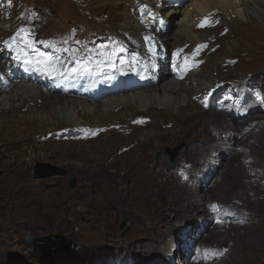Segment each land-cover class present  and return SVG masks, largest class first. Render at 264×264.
Here are the masks:
<instances>
[{"label": "rangeland", "instance_id": "obj_1", "mask_svg": "<svg viewBox=\"0 0 264 264\" xmlns=\"http://www.w3.org/2000/svg\"><path fill=\"white\" fill-rule=\"evenodd\" d=\"M56 1L0 0V42L7 40L5 42L7 48L10 43H14L13 46L18 45L20 50H22L17 51L19 53H23L29 47L28 50H32L39 57H43L46 54L50 55L51 49L45 50L42 47V43L54 46L55 38L47 39L46 34L40 32L52 27L51 25L54 26L55 30L60 29L61 25L57 23L58 20L55 14L63 12L68 14V19L62 25L73 26L81 23L85 28H91L94 31L95 35L93 36H96L95 39L89 40L85 45L86 49L89 50L86 51V55L91 51L100 55V49H98L101 47L100 44L112 41L110 38L112 36L111 31L115 30L119 25H124L125 16L129 14L137 19V21H127L132 28H139L146 25L147 22L153 28V26H159L161 21L165 28L166 37H170L172 40L176 41L175 35H178L183 30L186 34L185 40H211L214 44L223 45L220 51L214 53L219 56V60L224 56L234 57L238 55V52L247 51L246 55L233 60L230 66H228L229 62L226 60L222 62L219 68L216 66L209 68L205 64L202 70L204 76L199 78L194 74L191 75V79L198 82L193 86L195 92L203 91L207 87L215 89L217 82L224 80L220 83L226 82L224 88L227 91V97L224 103L226 108L230 110V117L235 119L238 124L241 123L239 122L240 120L244 119L242 114L245 113V109L242 106L248 105L247 111L251 113L247 117L245 130L247 131L249 149L248 147H243L242 149V142L237 148V139L219 136L217 139L218 144L221 147L231 146L229 151L233 148L234 154L231 156L224 153V159L226 158V160L222 161L220 153L210 149V152L205 157L206 162L202 163V165H212L210 166L212 170V174H209L210 176L200 173L192 179H176L183 185L191 183L186 188L187 190H180L179 193L181 195L186 194V191L188 194L179 199L178 205L167 201L162 203L156 201V207L153 206L146 209L142 203H133L131 205L126 202L127 205L122 207L119 205V208L108 212L101 207V204L104 205V188H101V185L104 186V180H106L104 174L85 173L87 166L90 165H86L81 160L77 161L78 159L72 160L70 156L66 158L63 156H48L47 152H45V147L57 150L58 146L56 145L59 142L57 138H60L61 134L72 136L73 133L61 131L52 134L49 137V139L51 138L50 140H48L47 135L44 136L47 139L43 138L45 132L42 133L40 131L41 126L52 123L53 119L50 114L36 111L34 115L41 117L39 123L20 126L27 130V134L33 133L34 136L31 141H25L24 145H22L25 151L19 174L15 177L0 178V264H190L194 257L198 264H247L240 246L242 243H254V247H259L261 252L256 258L257 261L253 264H264V3L249 0L238 7L241 8L240 13L233 10L242 22V26L238 28L235 25L222 24L214 17L211 18L215 16L211 14L209 21L215 25L212 30L195 32L193 27L199 22L198 15L195 16L196 20L191 22V30L189 27L184 28L179 25L181 11H184L192 0H154L153 3L148 0ZM220 1L208 0L210 8L219 6ZM176 10L180 11V13H172V11L175 12ZM36 14L42 16V19ZM225 29L227 33H223ZM29 32H32V35H29ZM32 36L34 38L39 36V44L32 45L35 43ZM214 38L216 39L215 42L213 41ZM151 41L153 42L154 39H151ZM175 41L172 46L182 44H175ZM62 48L63 46L58 47V49ZM100 56L103 57L104 53ZM211 56L209 55L207 59L211 58ZM10 60L6 59V55L0 53V72L2 67L6 68V66L9 67L13 64ZM123 62H125L123 59L119 60L120 64ZM26 69L30 68L26 66ZM35 84L39 85L37 82ZM232 84L234 87L236 86V90H232ZM29 87L32 88L33 86L29 85ZM245 88L249 89H247L249 91L248 98ZM152 94L153 100L157 102L161 101V103L171 105V107H174L172 105L176 103L173 95H166L161 99L158 91L153 90ZM131 95L134 97L140 94ZM132 96H127L126 98L131 99L133 98ZM181 96L182 98L188 97L185 92ZM5 97L6 95L4 94L0 99L2 106L6 109L11 106L20 107L24 104V100H21V98L16 97L13 102L6 100ZM122 97L125 96L122 95L116 98L120 100ZM61 98L66 100L72 97L64 98L56 93L53 95L55 102ZM140 100L141 107L145 109L149 101L142 98ZM101 101L102 105H104V99ZM222 102L223 100H219L218 103ZM87 103L95 102L87 101ZM95 104L99 105L98 102ZM100 107L102 108L103 106ZM52 111L54 113L57 112V119L60 122L72 123L74 122L73 118L76 117L65 102L56 104ZM80 120L87 125L104 121V119L99 117L80 118ZM33 129L36 130L33 131ZM175 130H178V128H175ZM12 137L14 136L12 135ZM42 145L43 148L40 147ZM167 149H182L181 154L183 156L187 151V146L185 142H174L166 145V147L162 146L159 151H154L152 154L154 161L162 162L164 168L167 171H171L181 164L182 156L180 155L176 166L168 168V164H172L175 160V153L167 154ZM239 153L242 155L240 156ZM166 154L168 156L166 157L167 159L164 158ZM231 158L234 159L231 160ZM38 162H47L64 169L67 171V175L36 179L34 178V167ZM238 175L239 177H237ZM71 177L76 179L75 188L70 185ZM120 180L123 179L117 178L116 182H113L119 186ZM107 181L112 180L107 179ZM24 184L28 186L24 187L26 190L24 191L25 195L22 196L20 194V198L24 204L23 208L27 209V213L21 212L20 214L17 212L19 209L9 206L13 201L20 202L19 197L15 194L6 196L5 192L10 187H21ZM184 190L185 192H183ZM191 191L198 192L200 196L207 195L208 198H213L211 200L212 207L218 208L220 212L216 211L217 214H210L204 218L199 217L197 212H193L192 217L185 216L186 205L184 208L182 207L183 210L181 211H179L178 206L189 202V192ZM116 195L113 196L115 197ZM158 195L160 194L156 193L152 198L156 200L155 197ZM116 198L114 199L116 200ZM128 200L129 197L125 196L124 204ZM201 207L203 208V206ZM252 210L253 213L251 212ZM221 211L227 214H221ZM218 219L225 226L213 232L215 227L211 228L208 225ZM125 221H128V223L121 227V224ZM151 221L153 222L151 223ZM158 221L160 222L159 224ZM144 223L146 226L157 225L154 231V233L158 232L157 235L165 234L166 238H162L165 245L160 246L163 249L166 248V251H151L149 241L145 239L132 241L134 231ZM163 224L164 227H161ZM195 227L197 231L195 229L192 230ZM223 230L229 231L230 235L229 233L228 236L223 235ZM28 235L35 237L62 235L73 244H70L67 250L41 257L32 251L33 245L27 240ZM102 238L105 239L104 244L101 246L96 245ZM39 244L43 245L45 243L40 242ZM89 245L92 246L87 247Z\"/></svg>", "mask_w": 264, "mask_h": 264}, {"label": "bare ground", "instance_id": "obj_2", "mask_svg": "<svg viewBox=\"0 0 264 264\" xmlns=\"http://www.w3.org/2000/svg\"><path fill=\"white\" fill-rule=\"evenodd\" d=\"M148 1H151V3L154 2V0ZM245 1L249 0H221L220 3L218 2L220 4L219 6L210 8V1L208 2V0H192L186 9L181 11L179 25L184 28L189 27L190 29L192 27L191 22L196 20L195 16L198 15L199 22L193 27L195 32L212 30L215 25L209 21V16L213 14L215 16L211 15V18L214 17L222 24H231L238 28L242 26V22L233 10L240 13L241 8L238 7ZM255 1L264 3V0ZM173 11L172 13H180L178 10ZM58 13L55 16L58 20L57 23L61 25L60 29L55 30L54 26L51 25L52 27L40 32L46 34L47 39L55 38L54 46L42 43V47L45 50L51 49L50 55H52L53 67L47 74L43 73L41 76H38L35 69L30 75L20 72L19 68L14 64V58L19 57L20 54L17 51L22 50H20L18 45L13 46L14 43H10L7 48L5 46L7 40L0 42V53L6 55V59H11L10 62L13 63L9 67L1 68L0 97L5 94L6 100L9 101L14 102L16 97L24 100L22 106H11L9 109H6L2 106L0 99V178L15 177L19 174V168L23 164V153L25 151L22 145H24L25 141H31L34 136L33 133L27 134V130L20 126L39 123L41 117L34 115L36 111L43 114H50L53 119L52 123L41 126L40 131L42 133L45 132L43 138L47 135L48 140H50L51 138L49 139V137L52 134L61 131H70L73 133L72 136H64L61 134V137L57 138L59 140L58 144H55L58 146L57 150L45 147V152H47L46 154L48 156H63L64 158L70 156L72 160L78 159L77 161L81 160L86 165H90L87 166L88 168H86L85 173L104 174V178H106L104 180V186L98 182L101 188H104V205L100 204L108 212L119 208V205L120 207L127 205V203L131 205L133 203H142L146 209L153 206L156 207V201H159L158 203L167 201L168 203H176L178 205L179 199L188 194L186 191V194L181 195L179 193L180 190H187L186 188L191 183L183 185L176 179H192L200 173L210 176L209 174H212L210 166L212 165H202V163L206 162L205 157L210 152V149L216 150L214 152H219L222 161L226 160V158L224 159V153L230 154L231 156L234 154V151H232L233 148L229 151L231 146L224 144L226 146L221 147L218 144L217 139L219 136L237 139V148L242 142L241 148L248 147L249 149L247 131L245 130L247 117L251 113L247 111L249 108L248 105H241L245 109V113L242 114L244 119L240 120L239 122L241 123L238 124L235 119L230 117V110L226 108V104L224 103L227 97V91L224 88L226 82L220 84L224 80H219L215 89L207 87L203 91L195 92L193 86L198 82L191 79V75L194 74L199 78L204 76L202 70L205 64L209 68L215 66L219 68L222 62L226 60L229 62L228 66H230L233 60L246 55L247 51L238 52V55L234 57L224 56L219 60V56H216L214 53L220 51L223 45L214 44L211 40H185L186 34L183 30L178 35H175L174 38L176 41L172 40V38L166 37L165 28L161 24V21L159 26H153V28L149 22L139 28H132L127 21H137V19L128 14L125 16V24L119 25L115 30L111 31L112 36L110 38L112 41L107 42L105 40L107 43L100 44L101 47L98 48L100 51H98L100 55L104 53L103 57L96 54L97 52L93 53V51L86 55V51L89 50L86 49L85 45L89 40L95 39L96 36H93L95 35L94 31L91 28H85L81 23L74 24L73 26H64L62 23L68 19V14H64L63 12L61 14ZM36 15L42 19V16ZM205 20H207L206 24L204 23ZM202 24L204 26H201ZM223 33H227L226 29ZM28 34L32 35V32ZM32 38L34 37L32 36ZM151 39H154V43ZM38 40L39 36L34 38L36 45L39 44ZM174 41L175 44H182L172 46ZM213 41L215 42L216 39L214 38ZM61 46L63 48L58 49ZM28 49L29 47L24 52L29 55L30 60H35L33 65L35 66L39 58L42 57H39L38 54H34L32 50ZM209 55L212 56L207 59ZM121 59L125 62L120 64L119 60ZM78 66H86L88 71L84 72L81 70L78 75L70 74L71 69ZM79 76L83 80H88L90 84L96 82L99 89L109 84L111 88L105 93L103 92L97 100L91 99L89 96V85L82 94L75 91L77 87H73L74 81ZM46 80L48 81L43 83ZM36 82L39 85H36ZM64 83H68L69 87H65ZM219 84L220 86H218ZM29 85L33 87L30 88ZM231 88L232 90L237 89L233 84ZM247 89L245 88L248 98L249 89ZM153 90L159 92L161 99L163 96L173 95L176 102H173L175 103L172 105L174 107L165 105L161 101L157 102L153 100ZM183 92L187 93V98H182L181 94ZM55 93L62 95L64 98L69 96L74 99L69 98L65 100L61 98L55 102L53 99ZM138 93L140 94L139 96L135 95ZM131 94L135 96L133 97ZM122 95L125 97L117 100ZM127 96H132L133 98L130 97L131 99H128L126 98ZM141 98L149 101L145 109L141 107ZM103 99L104 105L101 103ZM219 100H223V102L218 103ZM87 101L98 102L104 108H101L95 103H87ZM63 102L70 108L72 114L76 115L72 123L60 122L57 119V112L54 113L52 111L56 104ZM91 117H99L100 119H104V121L87 125L83 124L80 120V118ZM175 128H178V130H175ZM180 141L185 142L187 151L183 156L181 154L182 162L178 166L175 165L176 167L173 170L167 171L162 162L153 160L152 154L154 151H159L162 146L166 147V145ZM40 147L43 148V145ZM239 155L241 156L242 154L239 153ZM233 159L231 158V160ZM117 178L123 179L120 180L119 186L118 184H114ZM107 179L112 181H107ZM20 183L23 184L22 182ZM27 184L21 187H10L5 192L6 196L15 194L19 197L20 202L13 201L9 206L17 210L19 209L17 212L20 214L21 212L27 213V209L23 208L24 204L20 198V194L22 196L25 195L24 191L26 190L24 187H27ZM1 186L3 187V185ZM120 187L121 190L119 191ZM195 191L189 192V202L179 205V211L183 210L182 207L184 208L186 205L185 216L192 217L193 212H197V215L203 218L210 214H217L216 211H218V208L212 207L211 204L213 198H208L207 195L200 196ZM156 193L160 195L156 196V200H154L152 197ZM113 195H116V200ZM125 196H128L129 200L125 201L124 204ZM204 200H206L205 203ZM201 202L203 203L201 204ZM247 209L249 208L247 207ZM251 212L253 213V210ZM221 214L227 213L221 211ZM220 222L218 219L208 226H211V228L215 227L213 232H216V229L225 226ZM155 226L157 225L152 224L151 226H146L144 223L140 227H137L134 231L132 241L135 239L148 240L151 251L162 250L164 252L166 248L163 249L160 245H165V242L163 243L162 240L165 234L157 235V231L154 233L156 230ZM161 227H164V224ZM194 229L197 231L196 227L192 230ZM222 232L223 235L228 236V233L230 235L229 231L223 230ZM104 237L106 236L104 235ZM104 240L102 238L96 245H103ZM253 245L255 244L242 243L240 245L247 264L255 263L257 256L261 252L259 247H254ZM91 246L89 245L87 247ZM190 264H198L195 261V257Z\"/></svg>", "mask_w": 264, "mask_h": 264}, {"label": "water", "instance_id": "obj_3", "mask_svg": "<svg viewBox=\"0 0 264 264\" xmlns=\"http://www.w3.org/2000/svg\"><path fill=\"white\" fill-rule=\"evenodd\" d=\"M171 152L175 153V160L172 164H168V168L178 164L182 149H167V154H170ZM167 154L164 156V158L168 157ZM57 175H67V171L47 162H38L34 167V178L36 179H43ZM70 185L74 188L76 187V179L74 177H71ZM127 223L128 221H125L121 224V227H124ZM27 240L33 245L32 251L41 257L67 250L69 245L73 244L70 240L62 235H51L48 237H35L28 235ZM40 242H44L45 244L40 245Z\"/></svg>", "mask_w": 264, "mask_h": 264}, {"label": "snow or ice", "instance_id": "obj_4", "mask_svg": "<svg viewBox=\"0 0 264 264\" xmlns=\"http://www.w3.org/2000/svg\"><path fill=\"white\" fill-rule=\"evenodd\" d=\"M204 23L206 24L207 23V20H205ZM201 26H204V24H202ZM81 70H83L84 72H87L88 71V68L86 66H78L76 68L71 69L70 74H76V75H78V74H80Z\"/></svg>", "mask_w": 264, "mask_h": 264}]
</instances>
